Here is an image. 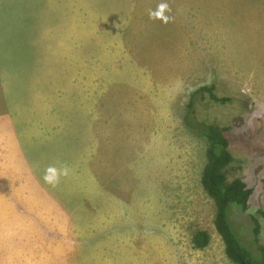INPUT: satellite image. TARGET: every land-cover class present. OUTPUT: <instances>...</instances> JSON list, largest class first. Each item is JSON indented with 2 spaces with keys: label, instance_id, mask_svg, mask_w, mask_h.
Masks as SVG:
<instances>
[{
  "label": "rangeland",
  "instance_id": "374dc122",
  "mask_svg": "<svg viewBox=\"0 0 264 264\" xmlns=\"http://www.w3.org/2000/svg\"><path fill=\"white\" fill-rule=\"evenodd\" d=\"M160 2L0 0V264H234L201 183L202 124L253 189L257 241L229 220L258 256L264 0H167V24L148 16ZM49 165L70 168L56 188Z\"/></svg>",
  "mask_w": 264,
  "mask_h": 264
},
{
  "label": "trees",
  "instance_id": "16d2710c",
  "mask_svg": "<svg viewBox=\"0 0 264 264\" xmlns=\"http://www.w3.org/2000/svg\"><path fill=\"white\" fill-rule=\"evenodd\" d=\"M207 88L209 95L217 101L225 102L228 98L218 97L213 92V87ZM202 91L198 89V92ZM194 100H192L193 102ZM190 111V109H188ZM189 120L186 124L189 125ZM199 133L208 143L207 163L205 165L201 183L206 193L215 201L216 214L214 224L221 236L225 252L234 264H264V244L256 247L258 256L243 246L234 231L229 215L242 213L245 220H250L253 241H257L260 224L254 215L247 213L249 200L253 189L242 178L229 180L226 174L227 166L232 162L233 155L229 148V140L218 128L202 124ZM264 216V211L262 212ZM192 242L196 248H204L210 243V234L207 231H198L193 235Z\"/></svg>",
  "mask_w": 264,
  "mask_h": 264
},
{
  "label": "clouds",
  "instance_id": "9594fccd",
  "mask_svg": "<svg viewBox=\"0 0 264 264\" xmlns=\"http://www.w3.org/2000/svg\"><path fill=\"white\" fill-rule=\"evenodd\" d=\"M172 8L167 0H161L154 9L148 10V16L152 20H159L164 24H167L174 20V16L171 14ZM70 174V168L67 165L56 167L49 165L42 176V180L51 188H56L62 177H67Z\"/></svg>",
  "mask_w": 264,
  "mask_h": 264
}]
</instances>
